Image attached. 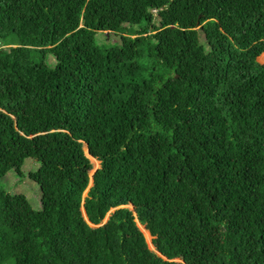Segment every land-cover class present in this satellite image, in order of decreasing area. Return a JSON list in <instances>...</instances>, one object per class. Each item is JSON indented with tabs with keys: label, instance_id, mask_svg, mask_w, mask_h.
I'll list each match as a JSON object with an SVG mask.
<instances>
[{
	"label": "trees",
	"instance_id": "1",
	"mask_svg": "<svg viewBox=\"0 0 264 264\" xmlns=\"http://www.w3.org/2000/svg\"><path fill=\"white\" fill-rule=\"evenodd\" d=\"M262 53L264 0H0V264H264Z\"/></svg>",
	"mask_w": 264,
	"mask_h": 264
},
{
	"label": "rangeland",
	"instance_id": "2",
	"mask_svg": "<svg viewBox=\"0 0 264 264\" xmlns=\"http://www.w3.org/2000/svg\"><path fill=\"white\" fill-rule=\"evenodd\" d=\"M86 13L90 16H93V17L95 16L94 9H92L90 6H87L85 8L84 15ZM82 19H83V16L80 17L78 19V21H74V24H76L78 27H80L82 25ZM95 29L98 31H108V29L106 28V24L103 22H100V21H97L95 23ZM100 33L101 32L97 33V36L100 35ZM102 37L103 36H101L100 38H102ZM117 38L118 37H116L115 39H117ZM97 41L100 45H102L104 43V42H100L99 40H97ZM125 45L129 51L132 50V45L130 44V42L127 38L125 40ZM257 60L260 63H263L264 62V53L260 54L258 56ZM8 126L11 129H13V127L10 124H8ZM15 148H18V147L15 146ZM33 150H39V149L33 148ZM86 151L87 150H85V154H86ZM39 154L41 155V153H39ZM36 156H38V155H36ZM24 157H25V163H26L25 166L27 167V168H23L24 171H27L28 168L35 170L36 167H38L39 163L36 159H34L33 156H31L30 154H27ZM90 160L92 163V169L89 170V175L92 178L94 171L99 167L100 163L97 159H96V161H94L93 159H90ZM15 177L16 176H15L14 172H8L3 178H1V180H3L2 183L4 185H6V189L8 191H23L24 196L26 197L28 203L30 204L29 206L33 207V209H37L39 202H40V196H41V191L39 189L38 184L30 178H24V180H20V181H18L19 183L16 184L15 181H17V179H15ZM90 185H91V181L89 183V186ZM89 186L84 191L83 196L87 195V191H88ZM107 218H108V215H107V217L104 218L103 222H105L107 220ZM140 229L142 230V232L144 233L145 238H146L147 234L144 232V230L141 227H140ZM150 237H148V239L146 238V240L148 242L149 247L151 248L152 246L150 243H152V237H151V240H150ZM149 240H150V242H149ZM177 260H180V259H177Z\"/></svg>",
	"mask_w": 264,
	"mask_h": 264
},
{
	"label": "water",
	"instance_id": "3",
	"mask_svg": "<svg viewBox=\"0 0 264 264\" xmlns=\"http://www.w3.org/2000/svg\"><path fill=\"white\" fill-rule=\"evenodd\" d=\"M83 215H84L85 219L87 220V217H86V214H85L84 210H83ZM89 224H90L91 226H93L92 223L89 222ZM149 236H151L150 233H149ZM151 237H152V236H151ZM146 238L148 239V234L146 235ZM150 240H151V239H150ZM150 240H149V242H150ZM150 244H151V246H152L151 249L155 250V249H154V246L152 245V243H150Z\"/></svg>",
	"mask_w": 264,
	"mask_h": 264
},
{
	"label": "bare ground",
	"instance_id": "4",
	"mask_svg": "<svg viewBox=\"0 0 264 264\" xmlns=\"http://www.w3.org/2000/svg\"><path fill=\"white\" fill-rule=\"evenodd\" d=\"M86 154H87L88 157L91 156V155H89L88 151H86Z\"/></svg>",
	"mask_w": 264,
	"mask_h": 264
},
{
	"label": "clouds",
	"instance_id": "5",
	"mask_svg": "<svg viewBox=\"0 0 264 264\" xmlns=\"http://www.w3.org/2000/svg\"><path fill=\"white\" fill-rule=\"evenodd\" d=\"M141 226V225H140Z\"/></svg>",
	"mask_w": 264,
	"mask_h": 264
}]
</instances>
